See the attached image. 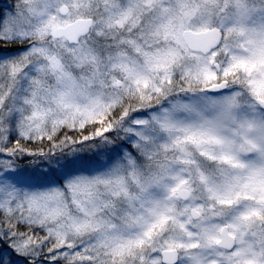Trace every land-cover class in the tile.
Masks as SVG:
<instances>
[{
  "label": "snow or ice",
  "instance_id": "snow-or-ice-1",
  "mask_svg": "<svg viewBox=\"0 0 264 264\" xmlns=\"http://www.w3.org/2000/svg\"><path fill=\"white\" fill-rule=\"evenodd\" d=\"M0 264H264V0L0 3Z\"/></svg>",
  "mask_w": 264,
  "mask_h": 264
},
{
  "label": "trees",
  "instance_id": "trees-1",
  "mask_svg": "<svg viewBox=\"0 0 264 264\" xmlns=\"http://www.w3.org/2000/svg\"><path fill=\"white\" fill-rule=\"evenodd\" d=\"M6 2V0H0V3Z\"/></svg>",
  "mask_w": 264,
  "mask_h": 264
}]
</instances>
